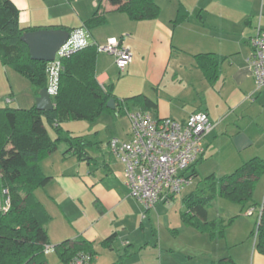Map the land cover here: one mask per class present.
I'll return each instance as SVG.
<instances>
[{
  "label": "crops",
  "instance_id": "1",
  "mask_svg": "<svg viewBox=\"0 0 264 264\" xmlns=\"http://www.w3.org/2000/svg\"><path fill=\"white\" fill-rule=\"evenodd\" d=\"M11 1L19 9L22 26L40 29H79L100 10L105 25L85 29L89 42L98 48L100 86L113 87L119 100L148 97L156 104L151 110L136 101L127 105L129 111L148 113L156 121L184 122L198 112L209 115L213 129L206 135L203 155L193 168L198 176L207 169L206 176L224 177L251 160L264 162V87L258 86L251 65L252 39L259 29L264 30V0H155L160 7L158 16L144 21L131 20L108 0H91L90 11L78 13L75 20L69 15L71 0ZM180 7L188 19L176 23ZM112 38L132 53V62L124 70L103 50ZM5 71L8 73L0 61V73ZM12 75L18 85L20 78ZM123 78V85L128 83L134 93L121 88ZM29 87L27 102L15 98L18 106L34 104L38 92L32 84ZM10 89L12 94L17 92L12 82ZM115 117H109L106 141L86 139L87 158L68 152L64 143V148L59 145L41 161L43 174L51 178L35 192L49 215L47 248L84 239L92 244L94 264H211L226 257L236 264H264L256 238L251 242L235 239L234 230L224 237H211L183 221L180 229L186 230L181 240L178 237L182 248L176 249L174 235L165 236L155 225V215L165 203L146 210L133 199L125 166L108 148L113 137L130 139V118ZM258 185L264 192V173ZM170 228L173 226L165 232L173 230Z\"/></svg>",
  "mask_w": 264,
  "mask_h": 264
},
{
  "label": "trees",
  "instance_id": "2",
  "mask_svg": "<svg viewBox=\"0 0 264 264\" xmlns=\"http://www.w3.org/2000/svg\"><path fill=\"white\" fill-rule=\"evenodd\" d=\"M108 1L133 21L155 19L160 12L155 0ZM19 14V9L11 0H0V61L5 68L10 67L28 79L39 92L48 85V63L32 60L29 48L21 38L25 33L40 28L22 26ZM186 19L188 13L180 7L175 22L182 23ZM105 23L104 14L98 10L83 23L81 29L91 31ZM52 28L70 32L77 30L68 27L47 29ZM97 56L98 48L90 43L62 59L58 93L53 99L54 110L42 112L36 106L30 109L0 108V264H48L46 224L49 215L37 200L35 192L46 186L51 178L43 174L40 163L64 143L68 144V152H73L78 158L89 156L86 137L72 136L69 131H64L63 123L96 122L104 113L119 114L129 110L127 102L130 101L140 103L145 110L156 107L146 96L119 100L113 94V87L100 86L96 75ZM111 99L116 102L115 110L108 108ZM48 126L55 132V137ZM263 173L264 162L254 159L230 175L205 177L210 195L193 194L185 200L186 211L181 213L183 223L211 237H224L225 221L209 220L210 205L217 196L243 206L252 203ZM192 176L197 177V171L193 170ZM260 207L262 214L257 227L256 249L264 255V202ZM55 250L63 264H73L83 254H89L92 259L95 255L92 244L84 239L67 240L55 246ZM211 264L236 263L226 257Z\"/></svg>",
  "mask_w": 264,
  "mask_h": 264
},
{
  "label": "built area",
  "instance_id": "3",
  "mask_svg": "<svg viewBox=\"0 0 264 264\" xmlns=\"http://www.w3.org/2000/svg\"><path fill=\"white\" fill-rule=\"evenodd\" d=\"M89 44L86 30L77 29L70 33L56 60L48 63L47 90L52 99L58 93L62 59ZM252 45L251 65L255 79L259 87H264V30H258ZM103 50L115 57L121 70L132 62V53L117 38L110 39ZM127 114L131 121L130 139L123 141L113 137L108 148L125 166L131 197L142 203L146 210H153L159 203L169 204L192 182L193 168L203 155V142L213 125L205 112L192 114L184 122L172 119L156 121L142 111L128 110ZM256 212L259 222L262 208L248 211L249 214ZM73 264L94 263L89 254H83Z\"/></svg>",
  "mask_w": 264,
  "mask_h": 264
},
{
  "label": "rangeland",
  "instance_id": "4",
  "mask_svg": "<svg viewBox=\"0 0 264 264\" xmlns=\"http://www.w3.org/2000/svg\"><path fill=\"white\" fill-rule=\"evenodd\" d=\"M90 2L91 0H82V1L71 0V3H69L71 4V9L69 11L70 19L75 20L76 18H79L80 15L78 16V13H86V12L88 13L91 9ZM64 8L67 9V7ZM6 68L8 70L9 75L8 73H6V71L5 73H0V108H5V107H11L14 109L19 108L20 107L18 106L19 103L15 102V98L19 97L22 98V100L24 99L23 103L27 102L26 93L30 92L28 88H30L29 86H31V84L26 78H24L22 75L17 73L15 70L11 69L10 67H6ZM12 74H16V76L20 78L21 81H19L18 85L15 83ZM10 81L14 83L18 89V90L16 89L17 92L14 94H12L10 89V84H11ZM121 81H122L121 88L123 90L125 89L126 93H134L129 88L128 83L125 84V86L123 85L125 81L124 78ZM9 100L11 101L9 102ZM20 105H24V104H20ZM34 105L35 102L34 104L27 106V108L26 106H21L20 108L29 109ZM127 111L123 110V113H119L116 115L120 117V120L123 119L129 120ZM108 115L109 114H104V116L98 119L96 122H89V121L64 122L63 128L64 131H69L72 136H83V137L86 136V139H91L95 141L98 140L104 142L106 141L111 128L109 126L111 120L110 118H114V119L116 118L115 114L114 117L113 115L112 116L111 115L108 116ZM116 120L118 121L119 118ZM48 128L51 135L55 137L56 135L53 129L50 128L49 126ZM64 146L65 144H62L61 148H64ZM202 173L203 174L192 179V182L184 188L180 196L174 198L170 202V204L168 205L164 204L165 207L164 206L161 207V212L155 215V225L157 226L158 229H162V232L163 234H165V236L167 234H169L170 237L174 235L173 237H174L175 246L176 249L178 250L182 248L181 246H179L180 241H178V237L181 240V236L184 233L183 230H186V229H180V227L182 226L181 213L185 212L187 207L185 200L193 194L200 196H207V197L210 195V191L208 190L206 183L204 181L205 177H207L206 175L208 173V170L203 169ZM263 202H264V192L262 189V185H258V183L256 185V189L254 192L253 202L246 206L237 203H232L227 199H224L223 197L217 196L208 209L209 220L215 221L218 219H222L223 221H225V225H226L225 234L226 232L228 233L231 232V230H234L235 239L242 240L243 238L245 239L244 241L251 242L254 241L255 238H257L256 233L258 227V213L256 212L254 214H249L248 211L253 208L258 209L260 206H262ZM255 204L257 205L255 206ZM233 222H234V227H233ZM169 225L173 226V228H170L173 230L171 231L166 230L167 231L166 233L165 229H169ZM175 240L177 241V243ZM46 259L48 264H63L60 260L57 251L54 248H49V247L47 248Z\"/></svg>",
  "mask_w": 264,
  "mask_h": 264
},
{
  "label": "water",
  "instance_id": "5",
  "mask_svg": "<svg viewBox=\"0 0 264 264\" xmlns=\"http://www.w3.org/2000/svg\"><path fill=\"white\" fill-rule=\"evenodd\" d=\"M67 29H40L25 33L21 40L28 46L30 57L34 61L51 63L56 60L57 53L70 37ZM38 111L47 112L55 109V104L47 87L38 92L35 100ZM108 108L116 109V102L111 99Z\"/></svg>",
  "mask_w": 264,
  "mask_h": 264
}]
</instances>
